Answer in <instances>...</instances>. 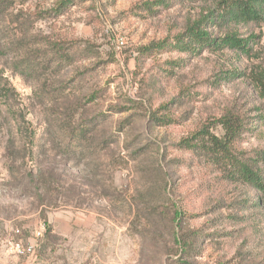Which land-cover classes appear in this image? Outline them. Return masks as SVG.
<instances>
[{
	"label": "rangeland",
	"instance_id": "1",
	"mask_svg": "<svg viewBox=\"0 0 264 264\" xmlns=\"http://www.w3.org/2000/svg\"><path fill=\"white\" fill-rule=\"evenodd\" d=\"M60 1L0 0V264H264L261 194L176 145L230 111L240 147L264 146V24L204 25L255 34L248 56L189 52L174 35L220 0ZM166 102L176 122L156 125Z\"/></svg>",
	"mask_w": 264,
	"mask_h": 264
},
{
	"label": "trees",
	"instance_id": "2",
	"mask_svg": "<svg viewBox=\"0 0 264 264\" xmlns=\"http://www.w3.org/2000/svg\"><path fill=\"white\" fill-rule=\"evenodd\" d=\"M72 0H62L51 11L56 14L64 13L66 5ZM220 13L217 20H208V16H213L212 10H209L202 19L188 24L185 29L174 35L173 46L180 50L193 51L200 50L203 47L229 48L237 53L250 55L253 51L255 34H249L246 37L239 36L235 31H226L219 37H213L204 30L206 22L216 23H263L264 24V0H220L218 2ZM54 53L62 55L66 53L69 46L62 42L54 43ZM71 45L72 56H76L79 46ZM166 40L150 42L148 45L141 47V53H151L157 49L164 48ZM53 47V46H52ZM262 73L252 72V82L256 87L261 88L264 92V76ZM80 75H82L80 77ZM78 80L84 79L81 73ZM93 98V94H90ZM171 102V101H170ZM169 102V103H170ZM168 102L162 103L151 116V122L160 126H170L176 122L172 111L169 109ZM214 126H219L221 134L212 131ZM245 117L234 114L230 111H223L221 115L210 122L203 123L190 134L181 137L177 142V147L184 151H190L195 157H203L206 162L215 168L219 177L232 182H240L253 188L261 194L260 201L264 206V176L261 173L262 167L260 162H264V146L243 149L240 147L241 139L246 131ZM81 133L72 131L68 134L71 142Z\"/></svg>",
	"mask_w": 264,
	"mask_h": 264
},
{
	"label": "built area",
	"instance_id": "3",
	"mask_svg": "<svg viewBox=\"0 0 264 264\" xmlns=\"http://www.w3.org/2000/svg\"><path fill=\"white\" fill-rule=\"evenodd\" d=\"M39 235H40V232L39 231L36 232V236H39ZM8 246H9V249L11 252H13L15 254H19V255L29 253L33 249L32 244L24 246V245L20 244L19 242H9Z\"/></svg>",
	"mask_w": 264,
	"mask_h": 264
}]
</instances>
